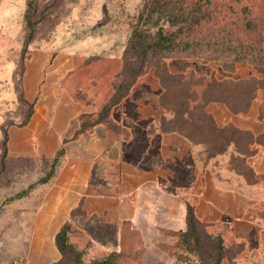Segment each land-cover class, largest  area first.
<instances>
[{
	"label": "rangeland",
	"instance_id": "374dc122",
	"mask_svg": "<svg viewBox=\"0 0 264 264\" xmlns=\"http://www.w3.org/2000/svg\"><path fill=\"white\" fill-rule=\"evenodd\" d=\"M189 4L200 5L210 18L246 22L247 29L230 41L242 49L216 36L187 50L143 55L135 42L150 43L160 27L168 31L167 21L190 17ZM213 30L211 23L203 29ZM180 77L198 99L213 80L246 82L240 105L248 102L246 113L264 122V0H0L6 131L5 152L0 149V264H55L60 255L54 235L64 223L85 262L113 252L117 264H213L219 238L220 264H264V170L257 171L251 157L233 158L230 149L211 159L199 156L210 185H199L198 210L189 205L198 245L185 234V215L169 216L155 202L138 204L137 220H110L66 206L73 188L83 187L84 196L98 183L107 185L106 153L116 151L110 140L106 145L97 137L96 125L113 122L121 137L117 152L132 158L135 151L119 126L120 106L158 107L168 117L166 108L179 107L180 87L171 96L163 89L177 86ZM247 89L251 98L245 100ZM51 135L55 144L47 143ZM54 159L53 176L41 182ZM205 189L216 202L219 193L235 200L208 208ZM122 197L128 201L131 195Z\"/></svg>",
	"mask_w": 264,
	"mask_h": 264
},
{
	"label": "crops",
	"instance_id": "0c3cea01",
	"mask_svg": "<svg viewBox=\"0 0 264 264\" xmlns=\"http://www.w3.org/2000/svg\"><path fill=\"white\" fill-rule=\"evenodd\" d=\"M1 89L0 85V104L5 101ZM120 107L122 116L119 126L126 131L128 137L126 144L133 147L134 156L127 159L117 152L121 137L115 134L113 122L109 120L96 125L94 130L97 137L106 145L110 140L112 149L116 151L111 155L106 153L104 178L107 185L102 186L103 184L98 183L99 186L91 188L84 196L83 187L73 188L69 205L66 206L72 209L79 207L81 212L94 213L110 220L120 218L137 220L140 219L137 215L138 204L155 202L158 204L156 207H163L167 215L169 213V216H172L177 212L184 220L187 204L196 206L198 210L197 202L200 200L201 191L199 185L204 184L203 188L210 185L208 173L200 171V146L191 143L177 132L162 130L158 107L155 109L141 106ZM206 112L213 117L219 127L232 124L241 130L251 132L254 137L264 131V122H256L250 111L246 114H233L222 104L211 103L207 105ZM3 120L4 114L0 109V143ZM37 120L36 116L33 122L36 123ZM44 129L42 126L40 131ZM8 133L9 139H13L15 132ZM38 136L45 139L43 132ZM47 138L49 139L47 143L55 144V135ZM251 160L257 162V171L264 170V145L257 147ZM203 192V202L208 208L215 209L222 200L227 202H231L232 198L235 200L232 194L219 193L220 201L216 202L215 193L212 194L206 189ZM122 193H130V199L128 201L123 199Z\"/></svg>",
	"mask_w": 264,
	"mask_h": 264
},
{
	"label": "trees",
	"instance_id": "16d2710c",
	"mask_svg": "<svg viewBox=\"0 0 264 264\" xmlns=\"http://www.w3.org/2000/svg\"><path fill=\"white\" fill-rule=\"evenodd\" d=\"M168 5V4H167ZM189 7L190 17L178 21H170L168 31H165L163 27H160L154 36V39L150 43L139 42L137 40L136 46L143 49V55L149 51L154 54L157 51L164 50L166 52H173L177 49L187 50L191 46L207 44L216 36H222L225 38L227 45L232 46L236 49H242L238 42L230 43L232 41V34L234 32L242 33L245 31L246 25L243 20L236 22H227L222 19L210 18L209 14H201L200 5L193 4L187 5ZM244 24H243V23ZM212 24L214 29L213 33L203 31L207 29V25ZM250 23V22H248ZM27 27L30 29V23L27 21ZM174 27V28H171ZM30 35V33H29ZM28 35V36H29ZM138 35L135 31L133 37ZM138 38V36L136 37ZM181 77L178 79L179 84L177 86H171L166 84L163 89L165 94L171 96L178 89V96L180 100L179 107H173L172 109H165V113H168V117H161V129L165 131H174L195 145H199L201 153L205 155L207 159L214 158L227 152L229 149L232 150L233 158H247L253 156L257 147L264 145V141H261L264 132L254 137L251 132L241 130L232 124H226L219 127L213 117L206 112V107L209 103H219L225 106L233 114L246 113L248 109V102L243 103L244 107H241L240 97H243L245 93L240 91V86L246 82H230L228 85L226 82L211 81V84L205 86V89L199 94V99L195 91H190L187 83H181ZM264 81V79L262 78ZM264 83V82H263ZM264 89V87H263ZM249 91L247 89L246 99L248 100ZM2 140L0 143V149L5 152L6 144V131L1 126ZM245 138L244 142L241 143L240 138ZM234 160V159H233ZM56 159L51 166V170L48 176L41 182L48 181L54 173V166ZM37 183H40L38 181ZM30 186L29 188H31ZM185 223H186V236L191 235L195 245L200 244V240L195 233L194 228V214L192 207L187 205L185 212ZM69 224L64 223L60 226L58 231L54 235V245L60 255L59 260L55 264H117V254L110 253L107 256L96 259L91 262H85L82 251L77 250L68 239ZM214 241L217 243L216 251L211 255L213 264H220L222 256V247L220 245V239L215 238Z\"/></svg>",
	"mask_w": 264,
	"mask_h": 264
}]
</instances>
